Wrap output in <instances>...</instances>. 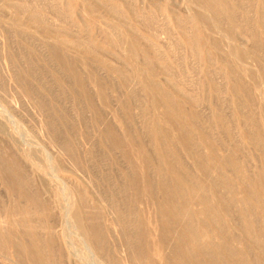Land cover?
I'll use <instances>...</instances> for the list:
<instances>
[{"label":"rangeland","instance_id":"obj_1","mask_svg":"<svg viewBox=\"0 0 264 264\" xmlns=\"http://www.w3.org/2000/svg\"><path fill=\"white\" fill-rule=\"evenodd\" d=\"M0 264H264V0H0Z\"/></svg>","mask_w":264,"mask_h":264},{"label":"bare ground","instance_id":"obj_2","mask_svg":"<svg viewBox=\"0 0 264 264\" xmlns=\"http://www.w3.org/2000/svg\"><path fill=\"white\" fill-rule=\"evenodd\" d=\"M68 206V205H67ZM92 251V250H91Z\"/></svg>","mask_w":264,"mask_h":264}]
</instances>
